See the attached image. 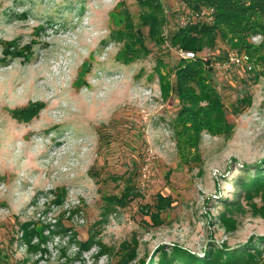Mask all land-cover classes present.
Returning <instances> with one entry per match:
<instances>
[{
  "label": "rangeland",
  "instance_id": "1",
  "mask_svg": "<svg viewBox=\"0 0 264 264\" xmlns=\"http://www.w3.org/2000/svg\"><path fill=\"white\" fill-rule=\"evenodd\" d=\"M157 1L0 0V264H161L174 249L221 259L257 245L264 260V188L250 190L264 182V68H213L226 124L207 130L200 102L195 133L171 88L185 0ZM228 50L217 40L197 57Z\"/></svg>",
  "mask_w": 264,
  "mask_h": 264
},
{
  "label": "trees",
  "instance_id": "2",
  "mask_svg": "<svg viewBox=\"0 0 264 264\" xmlns=\"http://www.w3.org/2000/svg\"><path fill=\"white\" fill-rule=\"evenodd\" d=\"M137 1L143 11L149 9L157 11L160 9V3L157 0ZM185 2L192 9L209 7L214 10V21L211 24L197 23L179 27L170 39V45L196 55L194 59L180 61L182 64H179V62L176 65L175 83L171 88L176 91L183 103L188 102L191 105L188 108L184 107L182 110H185L186 114L189 115L190 127L195 130V133H198L199 127L196 123V110L194 108L200 102H205L207 106L203 111V115L207 119V122H205L207 130H213L214 124L219 129L221 128L219 126L226 123L219 95L216 94L214 87L211 85L213 70L211 61L198 58L197 52L206 48H213L217 40H220L229 49L239 53L244 52L253 64L255 61V64H261L264 68V47H262L264 44L255 46L250 43L252 37L260 36L264 38V0H185ZM8 44L15 43L9 42ZM7 55L4 56H15ZM191 85L199 87L198 94L188 92L191 91ZM30 108L35 109L37 113L40 106L33 104L26 109ZM17 114V117L23 116V110L17 112ZM262 188H264V182L261 181L257 185H253L250 190L259 192ZM122 198L123 195L118 197L119 200H122ZM25 233H27L26 229ZM262 240H264V237H262ZM260 246L257 245L252 249L243 247L232 251H224L221 259L218 253L215 257L211 254L204 259H199L187 251L174 249L172 259L163 258L160 262L161 264H264V260H261ZM42 251L46 252L44 248Z\"/></svg>",
  "mask_w": 264,
  "mask_h": 264
},
{
  "label": "built area",
  "instance_id": "3",
  "mask_svg": "<svg viewBox=\"0 0 264 264\" xmlns=\"http://www.w3.org/2000/svg\"><path fill=\"white\" fill-rule=\"evenodd\" d=\"M178 24L179 27H185L192 24H211L214 21V10L209 7H201L199 9L190 8L186 2H182L178 8ZM183 59H194L196 55L192 52H180ZM211 66L223 75H230L233 70L244 68L250 71L253 68L249 56L245 53H239L235 50H228L222 61L211 62Z\"/></svg>",
  "mask_w": 264,
  "mask_h": 264
},
{
  "label": "bare ground",
  "instance_id": "4",
  "mask_svg": "<svg viewBox=\"0 0 264 264\" xmlns=\"http://www.w3.org/2000/svg\"><path fill=\"white\" fill-rule=\"evenodd\" d=\"M85 44V43H84ZM83 44V45H84ZM3 60H5V58L3 59ZM39 66H41V65H39ZM46 65H45V67L43 66L42 68L40 67V68H38V70H34L33 71V69H32V75H31V78L29 79V83H28V90H29V93H30V90H32V91H34V90H36L35 88L37 87L36 85H38L39 83V81H41L42 79H43V76H44V73L46 72ZM26 81V80H25ZM15 82V81H14ZM21 83V82H20ZM19 83V84H20ZM12 86H14V84L12 85ZM17 86V85H16ZM13 88L14 87H11V91L13 90ZM10 91V92H11ZM9 93V92H8ZM37 105V106H40V108H41V106H43V103H41V102H35V103H32L31 105Z\"/></svg>",
  "mask_w": 264,
  "mask_h": 264
}]
</instances>
